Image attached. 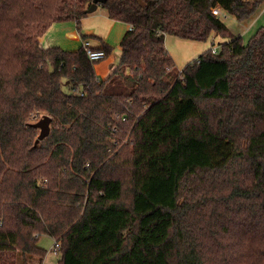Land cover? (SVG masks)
Returning a JSON list of instances; mask_svg holds the SVG:
<instances>
[{
	"label": "trees",
	"instance_id": "1",
	"mask_svg": "<svg viewBox=\"0 0 264 264\" xmlns=\"http://www.w3.org/2000/svg\"><path fill=\"white\" fill-rule=\"evenodd\" d=\"M91 1L0 0V264H42V235L58 264H264V26L244 43L212 12L264 0H106L130 27L105 78L39 42ZM211 33L178 70L165 37Z\"/></svg>",
	"mask_w": 264,
	"mask_h": 264
},
{
	"label": "crops",
	"instance_id": "2",
	"mask_svg": "<svg viewBox=\"0 0 264 264\" xmlns=\"http://www.w3.org/2000/svg\"><path fill=\"white\" fill-rule=\"evenodd\" d=\"M97 8L95 11L83 17L79 24L74 20L52 23L45 33L40 36L39 42L43 47L59 46L66 50H74L82 46L84 41H89L93 47L100 46L102 42L113 46V50L104 59V62L100 61L97 64L98 70L94 65L95 74L99 78H105L110 71V66L114 65V62L110 60V56L115 50L120 48L119 42L130 25L119 20L111 19L107 15V11L105 13H97ZM262 27L259 26L258 29ZM81 33L86 38H83ZM114 57L116 59L118 56Z\"/></svg>",
	"mask_w": 264,
	"mask_h": 264
},
{
	"label": "rangeland",
	"instance_id": "3",
	"mask_svg": "<svg viewBox=\"0 0 264 264\" xmlns=\"http://www.w3.org/2000/svg\"><path fill=\"white\" fill-rule=\"evenodd\" d=\"M99 12L105 13L106 9L102 6H98L97 13ZM219 17L227 25L231 33L236 36H242L243 42L246 43L253 33L258 30L259 26H264V3L258 7L256 12L250 18L243 21L237 20L233 15L227 13L226 11H222ZM227 40V38L220 37L215 33H211L210 36L204 41H195L167 35L165 37V46L173 58L177 69L182 70L188 63L196 59L205 50L210 48L218 50L220 48V44ZM119 52L120 48L115 50L110 56V60H112L114 64L118 63L120 57ZM114 56L118 57L115 59ZM100 61L104 62V59ZM100 61L94 62L97 70L99 69L97 64ZM63 88L68 90L65 85ZM37 132L39 133V129H37ZM53 243L54 239L49 235H42L39 238L38 244L47 250L42 264H58L59 253L54 254L50 251Z\"/></svg>",
	"mask_w": 264,
	"mask_h": 264
},
{
	"label": "water",
	"instance_id": "4",
	"mask_svg": "<svg viewBox=\"0 0 264 264\" xmlns=\"http://www.w3.org/2000/svg\"><path fill=\"white\" fill-rule=\"evenodd\" d=\"M106 0H92L90 6L86 9L87 13H91L96 10L98 5H101ZM52 118L49 115H43L38 121L30 123V126L39 129V133L35 138L34 145H37L39 141L45 138L50 132V124Z\"/></svg>",
	"mask_w": 264,
	"mask_h": 264
},
{
	"label": "built area",
	"instance_id": "5",
	"mask_svg": "<svg viewBox=\"0 0 264 264\" xmlns=\"http://www.w3.org/2000/svg\"><path fill=\"white\" fill-rule=\"evenodd\" d=\"M212 12L213 14L215 15H220L222 13V10L221 8H219L218 6H215L212 8ZM82 47L84 48L88 58L90 60H93V61H96V60H100V59H103L105 57V53L103 50L101 49H93L91 44L89 43V41H84L82 43ZM213 51H215V49H213ZM42 116H36L34 115L32 118H31V121L32 122H36L38 121ZM58 250H59V243L57 241L54 240V243L50 249V251L54 254H57L58 253Z\"/></svg>",
	"mask_w": 264,
	"mask_h": 264
}]
</instances>
